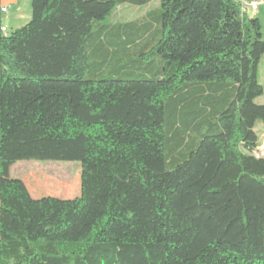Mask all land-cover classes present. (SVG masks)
Instances as JSON below:
<instances>
[{"label":"trees","instance_id":"16d2710c","mask_svg":"<svg viewBox=\"0 0 264 264\" xmlns=\"http://www.w3.org/2000/svg\"><path fill=\"white\" fill-rule=\"evenodd\" d=\"M151 1L31 0L4 33L0 0V264H264L261 22L162 0L93 31ZM31 160L80 163L81 195L33 198Z\"/></svg>","mask_w":264,"mask_h":264},{"label":"rangeland","instance_id":"374dc122","mask_svg":"<svg viewBox=\"0 0 264 264\" xmlns=\"http://www.w3.org/2000/svg\"><path fill=\"white\" fill-rule=\"evenodd\" d=\"M162 0H152L145 6L133 4H123L116 8L105 20L96 22L93 31H97L101 25L112 22H127L144 18L150 11L160 8ZM9 11L3 14V24L10 31L18 29L27 24L32 18L31 0H18L9 5ZM253 16L259 18L261 22V33L264 39V3ZM92 43L89 39L87 45ZM145 62L147 60H144ZM107 74L110 68H106ZM105 69V70H106ZM258 79L264 86V56L258 66ZM260 104L264 103V94L257 99ZM256 130L261 135V146L256 151V155L264 157V128L261 121H257ZM12 176L22 179L28 186L33 198L57 197L61 199H74L81 195V175L82 167L78 162H54V161H22L12 167Z\"/></svg>","mask_w":264,"mask_h":264},{"label":"built area","instance_id":"2783aa9c","mask_svg":"<svg viewBox=\"0 0 264 264\" xmlns=\"http://www.w3.org/2000/svg\"><path fill=\"white\" fill-rule=\"evenodd\" d=\"M264 3V0H241V8L243 11L246 12L247 15L253 16L257 13V11L260 8V5ZM3 13H7L9 11V8L3 7L2 8ZM2 31L4 33L8 32L7 27L3 26Z\"/></svg>","mask_w":264,"mask_h":264},{"label":"crops","instance_id":"0c3cea01","mask_svg":"<svg viewBox=\"0 0 264 264\" xmlns=\"http://www.w3.org/2000/svg\"><path fill=\"white\" fill-rule=\"evenodd\" d=\"M2 1V6L3 7H7V8H9L10 6V3H12V2H17L18 0H1ZM5 27H7L6 25H4ZM7 29H8V31H10L9 30V28L7 27Z\"/></svg>","mask_w":264,"mask_h":264},{"label":"bare ground","instance_id":"6f19581e","mask_svg":"<svg viewBox=\"0 0 264 264\" xmlns=\"http://www.w3.org/2000/svg\"><path fill=\"white\" fill-rule=\"evenodd\" d=\"M237 1H239V2L241 3V0H237ZM242 13H243V14H246V12H245V11H243V10H242Z\"/></svg>","mask_w":264,"mask_h":264}]
</instances>
